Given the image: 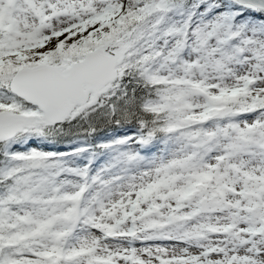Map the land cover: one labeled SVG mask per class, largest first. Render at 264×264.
<instances>
[{
    "label": "snow or ice",
    "instance_id": "obj_1",
    "mask_svg": "<svg viewBox=\"0 0 264 264\" xmlns=\"http://www.w3.org/2000/svg\"><path fill=\"white\" fill-rule=\"evenodd\" d=\"M0 264H264V0H0Z\"/></svg>",
    "mask_w": 264,
    "mask_h": 264
},
{
    "label": "trees",
    "instance_id": "obj_2",
    "mask_svg": "<svg viewBox=\"0 0 264 264\" xmlns=\"http://www.w3.org/2000/svg\"><path fill=\"white\" fill-rule=\"evenodd\" d=\"M120 132H124L123 128H105L103 130H101L100 132H98V134H96L92 139H91V143L93 145H95L96 143L99 142H104L106 139H108L110 136H113L114 134L120 133ZM62 147L65 145H61ZM102 155H100L99 157H101ZM98 157V158H99Z\"/></svg>",
    "mask_w": 264,
    "mask_h": 264
},
{
    "label": "rangeland",
    "instance_id": "obj_3",
    "mask_svg": "<svg viewBox=\"0 0 264 264\" xmlns=\"http://www.w3.org/2000/svg\"><path fill=\"white\" fill-rule=\"evenodd\" d=\"M121 133L123 132H120V133H117V134H114L113 136H110L108 139H106L104 142H106L107 140L111 139V138H114L118 135H120ZM74 145H67V146H61L62 148H67V149H70L71 147H73ZM106 159V157L104 155H102L101 157H99L97 160H96V163L97 164H101L104 160Z\"/></svg>",
    "mask_w": 264,
    "mask_h": 264
}]
</instances>
